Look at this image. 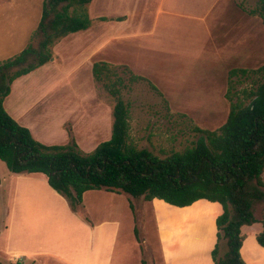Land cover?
<instances>
[{
  "label": "rangeland",
  "instance_id": "rangeland-1",
  "mask_svg": "<svg viewBox=\"0 0 264 264\" xmlns=\"http://www.w3.org/2000/svg\"><path fill=\"white\" fill-rule=\"evenodd\" d=\"M42 2L0 0V62L33 41ZM204 3L200 0L91 1L87 5L89 29L56 41L47 63L13 82L4 108L28 127L36 140L68 144L70 130L79 148L90 152L110 138L115 103L103 84L94 79L92 65L98 61L122 64L156 88L145 80L130 82L122 68L116 69L125 84L120 95L128 106L129 139L138 148L158 156L190 146L201 136L195 127L218 129L227 118L230 98L247 103L245 92L255 90L263 77L252 72L264 63V20L254 13L258 0H219L220 8L212 9L201 20ZM86 33L96 37H92L95 43H102L92 56L91 46L85 44ZM233 68L248 71L229 79L228 72ZM114 79L115 76L111 77ZM87 110L92 111L96 133L88 134L85 129L87 124L82 119L87 118ZM80 111V121L72 130L71 118ZM15 175L0 161V231L12 219L10 238L15 247L57 255L54 256L57 258L40 256L39 262L68 264L60 258L64 257L78 264H84L86 258L88 264H139L137 256L129 253L133 249L127 214L131 213L136 215L135 235L140 242L142 261L160 263L154 214L149 203H136L132 213L134 199L126 193L102 190L86 193L83 203L86 211L80 207L79 215L87 221H102L103 234L107 236L105 242H102L105 236L95 238L91 248L86 246L89 236L85 237L84 228L70 213L65 214L62 201L44 186L41 174L16 190L11 184ZM262 178L264 181V172ZM186 216H190V224L197 213L190 211ZM254 216L256 221L243 227L246 234L257 235L264 230V200L254 205ZM116 222L121 227L114 240ZM6 236L7 233L5 239ZM5 239L0 237V260L4 264H35L12 252L7 241L2 246ZM250 241L253 242V237L247 238V243ZM225 250L222 239L220 253ZM121 253L125 254L120 259Z\"/></svg>",
  "mask_w": 264,
  "mask_h": 264
},
{
  "label": "trees",
  "instance_id": "trees-1",
  "mask_svg": "<svg viewBox=\"0 0 264 264\" xmlns=\"http://www.w3.org/2000/svg\"><path fill=\"white\" fill-rule=\"evenodd\" d=\"M91 1L43 0L33 41L0 62V161L15 174H43L72 212L83 205L84 192L94 189L124 192L144 200L158 198L180 207L198 199L218 202L222 213L216 218L213 262L245 264L240 253L241 227L256 221L254 205L264 200V63L252 70L263 77L255 90L245 92L247 103L230 98L227 118L218 129L195 127L201 136L194 143L164 156L138 148L129 139L128 106L120 95L125 84L116 69L122 68L130 82L145 80L156 88L122 64L98 61L92 65L94 79L103 84L115 103L110 138L90 152L79 148L70 130L68 144L36 140L31 130L4 108L14 80L47 63L56 41L90 27L87 5ZM258 2L254 13L264 20V0ZM247 71L233 68L229 79ZM222 239L226 250L221 254ZM256 240L264 247V230ZM0 264L4 263L0 260Z\"/></svg>",
  "mask_w": 264,
  "mask_h": 264
},
{
  "label": "crops",
  "instance_id": "crops-1",
  "mask_svg": "<svg viewBox=\"0 0 264 264\" xmlns=\"http://www.w3.org/2000/svg\"><path fill=\"white\" fill-rule=\"evenodd\" d=\"M93 1V0H92ZM140 1V0H139ZM219 0H200L201 3H204L203 13L201 15V20L208 17L210 14V11L212 9H219L217 3ZM105 3V2H104ZM137 6V5H136ZM161 10V9H160ZM215 19V18H213ZM206 21H204L205 23ZM89 29V28H88ZM86 29L85 31H87ZM92 37H95L90 34H85V44L87 46H91V52L90 55L92 56L95 51H97V47L100 46L99 43L93 41ZM96 38V37H95ZM90 43V44H89ZM102 45V43H101ZM15 81V80H14ZM13 84V83H12ZM12 86V85H11ZM80 107L77 108L79 110ZM75 116L72 117V130L73 126L76 127V122L81 117V111L78 114H74ZM87 118H83L84 122L87 125L85 126V129L87 130L88 134H91L93 131L96 133V126L94 128L93 126V118H92V111L87 110V113L85 114ZM81 120V121H82ZM105 122L107 121L106 118H104ZM63 124V123H62ZM106 126L108 127V124L106 123ZM75 132V131H74ZM75 135V134H74ZM39 174H16L15 179L11 183L15 190L16 188L19 189V187L24 183H26L29 180H35V178ZM43 177L42 181L44 183V186L50 191L51 194H53L54 197H57L60 201H62V205L64 207L65 214L67 213L70 217L76 221L77 224H79L81 227L85 230V237H88V240H86V246L91 245L94 243L95 238L101 239V236L104 237L103 234V228L105 227L104 223L102 221L94 222L91 220L83 219L79 215L80 208L77 212H72L70 208L68 207L66 200L60 196L55 190H53L47 183L46 177L41 174ZM1 185V182H0ZM97 190V189H94ZM102 190V189H100ZM93 191L89 190L84 192L83 194V203H84V196L86 193ZM105 191V190H102ZM106 193H110L108 191H105ZM115 193V192H111ZM124 193V192H123ZM119 194V193H116ZM128 195V194H127ZM129 198L134 199V204L130 207L132 209H135L136 203H142L141 201H145L146 203H149L150 208L152 209V213L154 214V224H155V233L157 236V246H158V252L160 254V263L159 264H214L213 258H212V250L217 242V226H216V218L218 215L222 213V206L220 203L215 201H210L207 199H198L194 201L192 204L187 206H176L170 203L165 202L162 199L154 198L152 200H144L143 198H133L130 195H128ZM131 205V203H129ZM82 209L85 210L84 206H81ZM86 211V210H85ZM194 212L197 213L196 219H194L190 224L188 223V216H185L188 212ZM87 214V212H86ZM88 216V214H87ZM89 218V217H88ZM11 223L12 219L8 221L6 229L4 231H0V237L3 239L4 235L7 233L6 241L9 243L10 247L9 249L13 250L15 254L21 255L22 257H26L27 259H30L35 264H44L43 261L39 262L38 257L40 256H50L54 257L57 256L55 253H48L46 250H34V249H19L15 247L14 242L10 238L11 233ZM127 223L130 233V240L132 241V249L129 250V253L133 254L139 261V264H142V253H141V247L139 239L137 240L134 227L136 223V215L134 214H127ZM121 227V224L119 222H116V225L113 228V238L114 240L117 239L119 234V229ZM243 227H241V233L244 236L242 246L240 248L241 256L244 260L245 264H264V247L261 245H257L256 240V234L254 232L246 234L244 232ZM107 231V229H106ZM1 232L3 233L1 235ZM3 236V237H2ZM253 237V242L250 241L247 243V238ZM107 239V236H105L102 239V242H105ZM137 245V246H136ZM21 252V254H20ZM125 253H121L120 259L124 256ZM136 254V255H135ZM76 256V255H75ZM83 256V255H82ZM82 256H77L78 258H81ZM59 257V256H58ZM57 258V257H54ZM65 261H68V264H78L72 259H66L62 258ZM133 258V259H135ZM38 259V260H37ZM84 264H88V259L86 258V261ZM158 264V263H156Z\"/></svg>",
  "mask_w": 264,
  "mask_h": 264
},
{
  "label": "bare ground",
  "instance_id": "bare-ground-1",
  "mask_svg": "<svg viewBox=\"0 0 264 264\" xmlns=\"http://www.w3.org/2000/svg\"><path fill=\"white\" fill-rule=\"evenodd\" d=\"M185 216H186V215H185ZM189 217H190V216H188V218H189ZM192 217H193V216H192ZM195 218H196V217H195ZM195 218H194V219H195Z\"/></svg>",
  "mask_w": 264,
  "mask_h": 264
}]
</instances>
